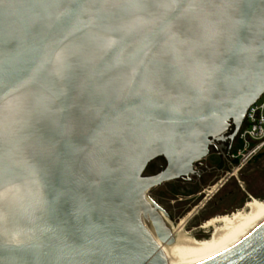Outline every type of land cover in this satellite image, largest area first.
<instances>
[{"label": "water", "instance_id": "water-1", "mask_svg": "<svg viewBox=\"0 0 264 264\" xmlns=\"http://www.w3.org/2000/svg\"><path fill=\"white\" fill-rule=\"evenodd\" d=\"M263 94L264 0H0V264H264V224L204 262L147 196Z\"/></svg>", "mask_w": 264, "mask_h": 264}, {"label": "rangeland", "instance_id": "rangeland-1", "mask_svg": "<svg viewBox=\"0 0 264 264\" xmlns=\"http://www.w3.org/2000/svg\"><path fill=\"white\" fill-rule=\"evenodd\" d=\"M209 186L207 184L206 187H203L204 191ZM185 187L186 189L182 190L183 186L170 182L154 188L148 193V197L155 204L171 214L170 222L174 226H177L181 219L191 213L193 206L200 201L199 197L186 200L187 197H192L195 192L200 190L195 191L190 186ZM251 199L264 201V150L246 162L235 174V178L225 183L201 207L198 205L200 209L190 217L183 229L197 240L205 239L206 232H209V230L201 229L205 219L213 218L216 215H230L241 210L244 204Z\"/></svg>", "mask_w": 264, "mask_h": 264}, {"label": "bare ground", "instance_id": "bare-ground-1", "mask_svg": "<svg viewBox=\"0 0 264 264\" xmlns=\"http://www.w3.org/2000/svg\"><path fill=\"white\" fill-rule=\"evenodd\" d=\"M216 189L213 188L209 195ZM189 217L190 213L180 220L176 227L164 218L171 237L170 243L182 253L210 262L241 245L264 224V201L251 199L241 210L206 221L201 229L209 232H206V238L201 240L193 238L184 231L183 228Z\"/></svg>", "mask_w": 264, "mask_h": 264}, {"label": "flooded vegetation", "instance_id": "flooded-vegetation-1", "mask_svg": "<svg viewBox=\"0 0 264 264\" xmlns=\"http://www.w3.org/2000/svg\"><path fill=\"white\" fill-rule=\"evenodd\" d=\"M236 137L237 134H234V126L230 123L224 132L211 139L208 156L205 159L194 163L193 173L189 176V178H180L178 180L172 181V183H178L179 185L183 186L184 188L182 190L186 189L185 186H190L195 191L200 190L199 192H195L192 197H187L186 199L189 200L191 198L195 199L196 197H199L201 201L197 202L198 204L193 206L190 217L194 213H197L200 207L225 183H227L230 179L235 178V174H237L241 170L238 168L237 161L231 159V156L235 154L237 148ZM164 168V160L156 159L146 167L143 173V177L155 176ZM207 184H209L210 186L207 190L204 191L203 187H206ZM213 188L217 189L213 194L209 195L210 191ZM179 201L181 200L179 199ZM198 205H200V207ZM158 207L166 214L167 217L165 219L170 222V219L172 218L171 214L163 207L159 205ZM190 217L188 218V220L190 219ZM215 217L219 216L216 215L213 218ZM208 219L211 220L212 218ZM208 219H205L202 223H205L206 221H208ZM188 220L186 221L185 225L187 224Z\"/></svg>", "mask_w": 264, "mask_h": 264}, {"label": "built area", "instance_id": "built-area-1", "mask_svg": "<svg viewBox=\"0 0 264 264\" xmlns=\"http://www.w3.org/2000/svg\"><path fill=\"white\" fill-rule=\"evenodd\" d=\"M236 140L237 148L231 159L241 169L264 150V94L248 108Z\"/></svg>", "mask_w": 264, "mask_h": 264}]
</instances>
